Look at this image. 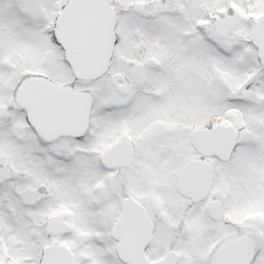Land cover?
<instances>
[{"label":"snow or ice","instance_id":"obj_1","mask_svg":"<svg viewBox=\"0 0 264 264\" xmlns=\"http://www.w3.org/2000/svg\"><path fill=\"white\" fill-rule=\"evenodd\" d=\"M0 264H264V0H0Z\"/></svg>","mask_w":264,"mask_h":264}]
</instances>
